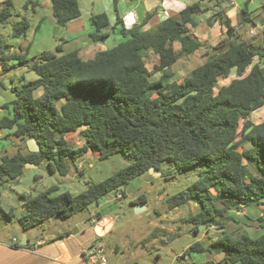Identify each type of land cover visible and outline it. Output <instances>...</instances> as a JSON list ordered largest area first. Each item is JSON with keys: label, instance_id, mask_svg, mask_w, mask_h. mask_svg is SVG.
<instances>
[{"label": "trees", "instance_id": "trees-1", "mask_svg": "<svg viewBox=\"0 0 264 264\" xmlns=\"http://www.w3.org/2000/svg\"><path fill=\"white\" fill-rule=\"evenodd\" d=\"M119 1L113 0L114 10ZM249 1L237 24L222 10L208 18V25L217 22L226 36L206 49L205 61L181 81L172 79L173 66L204 48L188 29L196 24L195 16L208 12L199 2L150 31L142 32L141 25L121 26L123 40L86 61L77 51L61 54V45L56 53L34 57L29 69L37 78L22 84L11 102L12 115L0 120V128L13 130L12 135L23 141L35 139L40 151L3 156L0 184L18 178L26 164L37 166L42 159L48 160L50 173L66 176L67 160L75 161L89 151L97 152L100 159L122 153L131 163L100 183H88L76 196L65 191L52 197L58 190L52 186L25 198L23 213L17 218L23 231L54 217L66 220L150 168L159 171L162 163L175 173L201 169L192 185L167 199L169 209L191 201L202 207L201 212L183 220L195 232L201 225L223 228L224 223L234 221L231 212L264 204V121L255 124L249 119L264 108V31L259 40L242 38L239 29L252 22ZM13 14L11 0L0 4V24ZM51 14L57 27H66L80 17L78 0H51ZM147 20L148 15L144 22ZM90 24L92 42L109 37L106 14L92 16ZM28 28V20L22 17L12 25L11 36L20 38ZM149 54L159 58L151 71L144 63ZM12 60L25 64L24 57L5 54L0 38V61ZM153 73L160 74L157 80L150 79ZM233 73L236 77L215 92L216 83ZM38 89L42 93L35 97ZM81 127L78 136L82 143L71 144L67 135ZM166 174L168 177L170 172ZM146 202L142 195L134 204ZM0 217L13 216L0 207ZM215 217L221 220L214 221ZM257 220L264 229V211ZM206 251L223 254L219 264H264V233L223 236L207 248L196 242L184 254Z\"/></svg>", "mask_w": 264, "mask_h": 264}, {"label": "rangeland", "instance_id": "rangeland-1", "mask_svg": "<svg viewBox=\"0 0 264 264\" xmlns=\"http://www.w3.org/2000/svg\"><path fill=\"white\" fill-rule=\"evenodd\" d=\"M27 1L29 0H12L14 10L22 15L28 12L27 17L31 24L44 19L43 24L51 29V20L44 7L34 8L36 13H32V5L36 0H31L25 10L23 5ZM244 3L243 0L241 7ZM262 5H264V0H253L250 11L260 13ZM111 6L109 0H102L101 7L108 10V12L113 11ZM197 18L199 21L202 19L201 16ZM19 19L20 17L12 16L4 24H0V38L3 42L5 54H8L9 50L13 51L17 46L18 39L11 36V27ZM239 21L238 14L235 17L236 24ZM254 21L257 25L258 21ZM52 23H54L53 18ZM87 23L90 26V20L87 19ZM248 27L253 28L255 33L260 34L258 27H253L251 24H248ZM56 29L57 27H52L51 31H48L49 36L47 37L44 31L42 34L37 33L39 38L41 37L38 40L39 43L41 42L38 44L39 50L33 52V47L31 52L26 54L27 62L25 65H20L13 60L0 61V106H9L16 98V93L21 89L22 84L36 78L35 73L29 70V65L33 62L34 56H38L43 52L56 53L58 45L62 47L61 54L72 52L81 47L82 38L68 40L64 29L58 32ZM110 29L109 27L107 30L111 31ZM239 30L241 32L242 28ZM242 33V37L245 39L255 37L256 40H259L260 38L259 34H251L250 30H244ZM85 38L87 42V37L85 36ZM64 40H67V42ZM122 40V37L115 32L105 42V46H108L109 49ZM88 41L91 43V40L88 39ZM204 55L205 49H202L189 57L181 58L173 66L174 76L172 79L181 81L191 70L205 61L206 57ZM157 77L156 74L150 79ZM235 77L236 75L233 73L228 80L220 81L215 86L214 91L216 92L219 87L227 84ZM3 113L0 109V116ZM249 119L255 124L263 122L264 110L259 109L250 115ZM80 140L78 135L69 137V141L73 145L81 144ZM26 150V142L23 143L13 135L0 139V161L5 155L12 156L18 151L26 153ZM130 163L131 160L122 153L100 159L97 152L89 151L75 161L67 160L68 173L66 176H61L57 172L50 173L48 171V160L42 159L37 166L24 167L18 178L0 184V207L5 212L13 211L18 216L22 213V203L25 198L34 197L52 186L58 189L57 192L68 191L70 194L77 195L87 188L88 183H100L127 167ZM249 170L254 173L251 168ZM168 172H170V175L167 177L166 173ZM200 174L201 169L199 167L175 173L169 164L162 163L159 171H147L127 185L109 192L100 201L88 205L72 217L66 220L54 217L44 224L30 229L28 232L30 243L43 237L44 230L55 234L67 230L75 233L88 228L92 229V220H99V215H102L108 217L113 225L112 229L96 239V244L103 246L106 264H203L214 260L217 255L209 251L184 254L194 243L200 242L207 248L213 241L223 236L236 238L246 234L256 237L264 233V229L258 227L259 222L257 220L264 211V204L250 205L239 212H231L229 215L234 218V221L224 223L223 228H210L201 225L198 227V232H195L192 224L183 222L184 219L201 212L202 207L191 201L174 209H169L167 199L185 191L198 179ZM142 195L147 198L146 211L136 214L134 203ZM118 196H121V198H118ZM206 203L209 204V202ZM219 219L221 220L220 217H215L214 221ZM22 233L23 230L16 220L11 219L9 222L6 217L0 218V239L10 243L15 238L20 244ZM152 234H155L154 237H151ZM175 254L178 257L173 259Z\"/></svg>", "mask_w": 264, "mask_h": 264}, {"label": "crops", "instance_id": "crops-1", "mask_svg": "<svg viewBox=\"0 0 264 264\" xmlns=\"http://www.w3.org/2000/svg\"><path fill=\"white\" fill-rule=\"evenodd\" d=\"M4 1L5 0H0V4H2ZM238 1L236 0H120L117 3L116 10H114L113 0H109V4L111 3L112 5L111 10L113 9V11L108 12V10H105L104 8L101 7L102 0H93V1L78 0L80 17L70 21L64 28H59L55 25V23H52L51 0H36L32 5L33 7L32 13H36V9L34 10V8L44 7V10L49 14L50 18L49 17L48 18L51 20V25H50L51 29L52 27H57L59 29L58 31L64 29L68 40L74 38L75 39L82 38L81 47L74 51H77L78 57L86 61L92 58L97 52L108 50L107 48L108 46H105V42L108 39H110L111 34H115V32H117V34L120 35L119 31L121 26H123L125 29H131L135 26L141 25L142 32L150 31L153 30L159 23H161L166 18L177 16L187 6L196 2H199L201 7L207 8L208 12L195 16L194 19L196 24L193 27L188 26L189 33L193 38H195L204 45V48H201L200 50L202 49L210 50L209 49L210 46H214L220 39L224 38L226 35H225V30L222 29L217 22H214L212 26H209L207 23L208 18L212 16L217 10H222L224 12V15L229 19H231L233 24H236L235 17L240 13L241 9L243 8L241 7V2L243 0H238ZM244 1L246 2V0ZM29 2H31V0L25 2V4L23 5V8L25 10ZM224 2L227 3L224 4ZM252 2L253 0L249 1L247 5L248 7L247 10L250 13V18L252 21L251 25L253 27H258L260 29V34L255 33L253 28L250 27L247 28L248 25L241 27L242 28L241 33L244 30L245 31L250 30L251 34L255 33L261 35L264 31V17L262 18L261 16V15L264 16V5H262L261 7L262 10H260V13L254 11L251 12L250 5ZM103 12L104 14L107 15L110 22V28H111L110 29L111 31H109L110 35L104 42L94 43L91 41L90 43L88 39L90 40L89 34L93 31V28L91 24L90 26L88 25L87 19L90 20L92 16L102 14ZM24 14L25 15H22L14 10L13 16L26 18L29 22V28L27 29L26 34L24 36L17 38L18 39L17 46L14 48L13 51L9 50L7 55L22 56L25 58V63H26L27 62L26 54L31 52L33 47H34L33 52L39 50L38 44H40L41 42L39 43L38 40L41 39V37L39 38L37 33L40 32L39 34H42V32L44 31L47 37L49 36L48 31L49 30L51 31V29L47 28L45 24H43L44 19H42L38 23L31 24L29 18L27 17L28 12ZM147 15H148V20L147 22H144ZM200 16L202 19L199 21L197 17ZM254 20L258 21L257 25L255 24ZM119 22L121 24H118ZM85 36L87 37V42L85 41L86 40ZM64 41L67 42V40ZM179 47H180L179 44H174L175 50L179 49ZM144 63L146 68L149 71H151L154 66L159 64V58L155 54H149L145 57ZM156 74L158 75V77L151 80H157L159 78L160 74L158 73L151 74L150 78L153 77L154 75L156 76ZM35 77L37 78L36 74ZM222 80H228V79H220L216 83V85ZM41 93H42V89H38L33 94L35 97H38L40 96ZM0 109L4 112L3 115L0 116V120L4 117L7 118L11 117L12 115L11 103L9 106L7 105L0 106ZM261 110H264V108H261ZM83 128L84 127H81L78 129V131L68 134L67 135L68 138L71 137L72 135L77 136L79 134V131H81ZM12 133L13 130L0 128V139L4 137H8L12 135ZM25 142L26 141H23V143ZM21 153L26 154L28 153V151L26 150V153L24 152ZM60 193L63 192L55 191L51 194V196L54 197ZM71 195L76 196L74 194ZM137 205L138 204H135L134 207H136ZM144 205L146 206V204ZM9 213H11L13 217L7 218L8 221L10 222L11 219L17 221V218L23 213V210L22 213L18 216H16V214H14L13 211ZM99 218L100 219L96 221L92 220L93 230L88 228L81 232H75V233L67 230L66 232H60L55 234L45 232L44 230L45 233L44 236L41 237L40 239H36L32 243H30V239L28 237L29 230L23 231L21 236V243L25 239L26 244L24 245H22L21 243L18 244V241L15 238H13L10 243L0 239V264H102L99 263V261L96 258L89 259L82 253V251L90 248L92 245L97 243L96 239L99 236L96 235L94 229L98 226L99 222L106 217L99 215ZM108 223L110 224L109 225V230H110L113 227L112 221L109 219ZM37 243L40 244L37 245ZM177 257L178 255L175 254L173 259H176ZM222 258H223V254H218L214 260L207 261L203 264H207V263L219 264Z\"/></svg>", "mask_w": 264, "mask_h": 264}, {"label": "water", "instance_id": "water-1", "mask_svg": "<svg viewBox=\"0 0 264 264\" xmlns=\"http://www.w3.org/2000/svg\"><path fill=\"white\" fill-rule=\"evenodd\" d=\"M56 30L58 32L59 29L57 28ZM26 147H27V151L29 153H33L34 154V153H38L40 151L39 144H38V142L35 139H29V140H27L26 141ZM29 166L34 167V164H26L24 167L27 168ZM148 171L149 172H153L154 169L153 168H150ZM144 211H146V207L143 204H139L135 208V213L136 214H140V213H142ZM108 222H109V219L107 217L106 218H103L99 222L98 226L95 228V233H96L97 236L101 237V236L104 235V233H106L109 230V225L110 224ZM21 244L22 245L26 244V240L24 239V241H22Z\"/></svg>", "mask_w": 264, "mask_h": 264}, {"label": "built area", "instance_id": "built-area-1", "mask_svg": "<svg viewBox=\"0 0 264 264\" xmlns=\"http://www.w3.org/2000/svg\"><path fill=\"white\" fill-rule=\"evenodd\" d=\"M118 198H121V196H118ZM40 243H37L39 245ZM82 253L88 257L89 259L96 258L99 263L105 264V255L103 246L101 244H94L90 248L82 251Z\"/></svg>", "mask_w": 264, "mask_h": 264}]
</instances>
